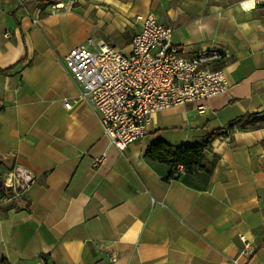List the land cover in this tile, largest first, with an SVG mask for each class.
<instances>
[{
    "label": "crops",
    "instance_id": "0c3cea01",
    "mask_svg": "<svg viewBox=\"0 0 264 264\" xmlns=\"http://www.w3.org/2000/svg\"><path fill=\"white\" fill-rule=\"evenodd\" d=\"M25 1L0 0V69H9L0 72V177L21 164L36 181L0 210V264H264V127L215 137L210 173L167 179L170 165L146 158L155 141L191 144L264 110V4ZM147 13L173 28L185 56L219 50L211 66L229 89L203 110L194 102L155 112L146 135L119 150L64 58L89 38L128 51Z\"/></svg>",
    "mask_w": 264,
    "mask_h": 264
},
{
    "label": "built area",
    "instance_id": "2783aa9c",
    "mask_svg": "<svg viewBox=\"0 0 264 264\" xmlns=\"http://www.w3.org/2000/svg\"><path fill=\"white\" fill-rule=\"evenodd\" d=\"M264 0H240L243 9H253ZM141 25L124 51L105 41L89 38L73 47L64 67L79 88V97L99 114L109 145L125 150L143 138L155 112L205 102L229 89L222 68L211 64L220 57L217 49L185 56L173 42V28L147 13L136 17ZM67 109L71 102L65 101ZM179 171L184 167L178 165ZM36 181V175L15 164L0 177V210L16 207ZM241 253L250 257L254 248L243 236ZM108 259L116 260L114 253Z\"/></svg>",
    "mask_w": 264,
    "mask_h": 264
},
{
    "label": "trees",
    "instance_id": "16d2710c",
    "mask_svg": "<svg viewBox=\"0 0 264 264\" xmlns=\"http://www.w3.org/2000/svg\"><path fill=\"white\" fill-rule=\"evenodd\" d=\"M53 0H26L27 3H34L39 6H48ZM9 69H0V72H7ZM264 127V110L261 112L247 113L238 117L225 129H216L207 133L202 139L191 144L174 145L166 141L159 140L151 143L146 151V158L170 165V173L167 179L180 177L185 172H190L194 168L212 172L216 157L209 162L206 161V148L211 144L215 137L233 133L236 130H250ZM178 165H182L184 170L181 172Z\"/></svg>",
    "mask_w": 264,
    "mask_h": 264
},
{
    "label": "clouds",
    "instance_id": "9594fccd",
    "mask_svg": "<svg viewBox=\"0 0 264 264\" xmlns=\"http://www.w3.org/2000/svg\"><path fill=\"white\" fill-rule=\"evenodd\" d=\"M253 5H254V0H253Z\"/></svg>",
    "mask_w": 264,
    "mask_h": 264
}]
</instances>
